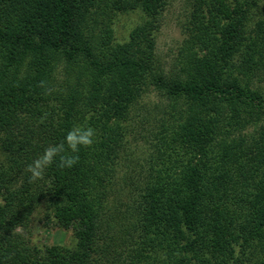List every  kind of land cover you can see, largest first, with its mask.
<instances>
[{
	"label": "trees",
	"instance_id": "obj_1",
	"mask_svg": "<svg viewBox=\"0 0 264 264\" xmlns=\"http://www.w3.org/2000/svg\"><path fill=\"white\" fill-rule=\"evenodd\" d=\"M164 3L0 0V264H264V86H250L264 0H192L184 76L153 60ZM134 9L143 21L115 40L113 17ZM150 87L167 104L137 176L115 188ZM89 130L73 151L69 136ZM40 204L68 243L20 231Z\"/></svg>",
	"mask_w": 264,
	"mask_h": 264
},
{
	"label": "rangeland",
	"instance_id": "obj_2",
	"mask_svg": "<svg viewBox=\"0 0 264 264\" xmlns=\"http://www.w3.org/2000/svg\"><path fill=\"white\" fill-rule=\"evenodd\" d=\"M191 3L192 0H165L157 17L158 27L154 31L153 60L168 75H185V71L182 70L185 61L183 56L188 53V50H184L183 46L187 38ZM142 21V13L137 9L121 13L118 12L113 17V23L111 24L115 40L119 42L125 41L130 29ZM231 58L236 65L244 66L241 63L240 57L233 55ZM235 72L236 70L234 69L232 73L235 74ZM252 76L255 77L250 82L251 87L264 86L263 73H258L256 70H253ZM165 104H167V100L162 99L151 87L137 104L139 108L137 107L133 111L132 118L130 119L131 127L126 134V151L124 152H128V155H125L118 165L117 184H115V188L120 186L121 181L123 183V176L126 173L132 174V178L137 176L136 173L139 169L137 162L142 161L146 156V147L153 140V134L157 129L158 117L161 116L160 108ZM260 124V122L256 124H245L244 129L240 132L248 135L252 133L256 134ZM120 177L122 178L121 180ZM127 178L126 180H128ZM114 198L116 199L117 196L114 197L112 195L109 197L110 200L112 199V202L117 204L124 197H118V200ZM107 205L109 206V204ZM43 214L44 206L40 204L31 214L28 225L25 228H20V231L43 246L68 243L71 239L70 233L66 230L59 229L52 221H47L43 217Z\"/></svg>",
	"mask_w": 264,
	"mask_h": 264
},
{
	"label": "clouds",
	"instance_id": "obj_3",
	"mask_svg": "<svg viewBox=\"0 0 264 264\" xmlns=\"http://www.w3.org/2000/svg\"><path fill=\"white\" fill-rule=\"evenodd\" d=\"M91 131H87L83 135L79 136L76 139H73L72 136H69V146L73 151L77 150V146L79 143H90L91 142ZM60 149L56 147H50L45 150V152L36 160L33 161L32 164L29 165V171L32 172L33 178L41 176L43 169L52 162L54 155L59 152ZM65 163L70 166L73 163L72 159H66Z\"/></svg>",
	"mask_w": 264,
	"mask_h": 264
}]
</instances>
